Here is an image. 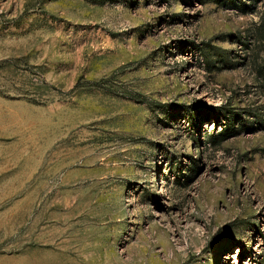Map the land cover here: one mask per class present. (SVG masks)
I'll list each match as a JSON object with an SVG mask.
<instances>
[{"label": "rangeland", "instance_id": "rangeland-1", "mask_svg": "<svg viewBox=\"0 0 264 264\" xmlns=\"http://www.w3.org/2000/svg\"><path fill=\"white\" fill-rule=\"evenodd\" d=\"M0 264H264V0H0Z\"/></svg>", "mask_w": 264, "mask_h": 264}, {"label": "trees", "instance_id": "trees-1", "mask_svg": "<svg viewBox=\"0 0 264 264\" xmlns=\"http://www.w3.org/2000/svg\"><path fill=\"white\" fill-rule=\"evenodd\" d=\"M217 109H219L218 105H213V107H211L210 109V114H214L215 112H217ZM231 133L229 131H225L222 132L221 136L218 137L217 139H214L213 142L214 143H218L219 141H221L222 139L226 138L227 136H229Z\"/></svg>", "mask_w": 264, "mask_h": 264}]
</instances>
